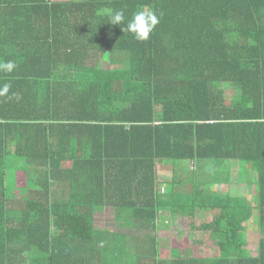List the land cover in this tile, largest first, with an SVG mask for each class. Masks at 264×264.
<instances>
[{
  "label": "trees",
  "instance_id": "1",
  "mask_svg": "<svg viewBox=\"0 0 264 264\" xmlns=\"http://www.w3.org/2000/svg\"><path fill=\"white\" fill-rule=\"evenodd\" d=\"M141 9L159 19L146 41L107 23ZM0 60L19 96L0 97V264H264V0H0ZM168 161L191 169L160 192ZM103 209L135 253L96 229Z\"/></svg>",
  "mask_w": 264,
  "mask_h": 264
},
{
  "label": "rangeland",
  "instance_id": "2",
  "mask_svg": "<svg viewBox=\"0 0 264 264\" xmlns=\"http://www.w3.org/2000/svg\"><path fill=\"white\" fill-rule=\"evenodd\" d=\"M118 58V57H116ZM109 58L106 57V60ZM228 92L227 97L233 98L235 97V93L228 85L224 87ZM168 165L161 170L159 173V191L167 190L165 184L169 182L178 181L184 182L186 180V168L187 171L191 169L190 167L180 168L181 170H175L172 173V165L170 164L171 161H168ZM221 170H226L228 167L227 163L222 164L220 166ZM232 176L231 180L233 186L230 188V193L234 196H244L248 202L254 206L255 202L257 201L256 198V185H255V176H249L244 170L238 166L237 163H233L231 165ZM161 168L162 165H161ZM219 188L222 190H227L225 186L219 185ZM183 191H187L189 189L188 185L184 184L183 188H179ZM163 217L160 220V231H159V255L162 259H166L170 257V250H171V240L175 237L176 233L170 229V220L168 214L162 215ZM253 224H255V218L252 219ZM96 229L101 231L103 237L107 239L110 243H114L115 235H128L129 237L132 236L134 233L133 225L131 221L123 219L120 220L114 213L113 209H103L99 210L97 213L96 218ZM260 233L255 229H250L246 234V242L247 246L245 249V254L248 256H255L258 253V246L260 241ZM135 241L130 237L128 243V253H135Z\"/></svg>",
  "mask_w": 264,
  "mask_h": 264
},
{
  "label": "clouds",
  "instance_id": "3",
  "mask_svg": "<svg viewBox=\"0 0 264 264\" xmlns=\"http://www.w3.org/2000/svg\"><path fill=\"white\" fill-rule=\"evenodd\" d=\"M107 23L116 26H121L122 31L132 33L139 41H146L159 24V19L154 11L139 10L132 15L131 19H126L123 10L113 11ZM16 62L13 60H0V73L11 74L16 69ZM11 84L3 83L0 85V97H7L8 99H19L17 93H11Z\"/></svg>",
  "mask_w": 264,
  "mask_h": 264
}]
</instances>
